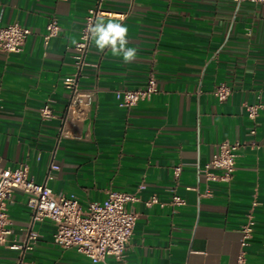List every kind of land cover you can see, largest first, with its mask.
Segmentation results:
<instances>
[{"label":"crops","instance_id":"obj_1","mask_svg":"<svg viewBox=\"0 0 264 264\" xmlns=\"http://www.w3.org/2000/svg\"><path fill=\"white\" fill-rule=\"evenodd\" d=\"M94 0H0V27L18 23L32 33L19 53L0 51V156L3 167L27 165L45 182L49 165L60 169L47 185L73 194L83 208L110 192L136 193L128 208L138 214L126 252L128 264H235L241 229L252 215L247 264H264V111L257 134L245 104L264 103V6L236 0H107L104 17L128 27L137 57L124 63L91 45L80 85L97 89L86 118L67 122L75 137L60 140L74 74L72 39H79ZM56 21L57 35L45 40ZM158 93L132 108L116 92L145 86L152 59ZM232 93L218 102L213 90ZM50 102L55 117L42 120ZM244 146L229 183L206 179L200 170L223 141ZM180 165L179 179L173 168ZM219 173V171H213ZM174 195L186 204L173 206ZM156 197L158 203L146 202ZM11 235L0 246V264H93L75 249L53 241L50 221L36 224L31 250H16L31 224L27 195L16 191L8 206ZM103 264V263H98ZM106 264H123L108 258Z\"/></svg>","mask_w":264,"mask_h":264},{"label":"built area","instance_id":"obj_2","mask_svg":"<svg viewBox=\"0 0 264 264\" xmlns=\"http://www.w3.org/2000/svg\"><path fill=\"white\" fill-rule=\"evenodd\" d=\"M107 0H94V5L89 9L85 18V24L80 32L77 46H73V59L76 70L63 81V86L70 92V98L66 106V115L62 127L59 130L57 143L62 139L75 137L66 128L67 122H82L92 105L97 89H84L80 85L83 70L87 66V56L93 43L89 28L94 26L97 18H121V14H113L105 9ZM250 2L264 6V0H236ZM44 39L47 41L59 32V25L51 21L47 25ZM32 31L18 23H11L0 27V51L11 54L19 53L31 35ZM158 81L155 74V60L151 61L145 86L136 89H122L116 92L119 104L124 108H132L141 102L150 101L158 93ZM232 93L231 88L223 83L213 90V95L220 103L228 100ZM247 118L252 122L249 134L255 137L257 134L256 120L261 111H264V103L252 105L245 104ZM42 120H50L55 117L52 105L47 102L39 112ZM244 143L240 140L223 141L218 146V152L200 171L206 179L214 182L229 183L236 170V160ZM60 169L54 161L49 165L45 182L37 183L30 175L27 165L15 168L3 167L0 156V246H4L11 235L8 206L13 203L16 191H22L27 195V206L31 212V224L25 241L22 244H14L12 249L31 250L36 244L39 234L34 229L36 224L50 221L55 226L53 234L54 243L62 249H75L78 253L87 257L93 264H106L108 258L128 264L126 252L132 239L134 228L138 220L135 210L128 208L129 204L140 201L136 193L110 192L108 198L102 202H91L83 208L78 197L70 194L54 193L47 185L53 180L54 172ZM213 171H219L214 173ZM182 174L180 165L173 168V175L179 179ZM158 203L156 197L150 198L146 205ZM173 206H182L186 200L178 195L172 198ZM255 221L252 215H248L247 221L241 229V250L235 264H247L246 248L252 238Z\"/></svg>","mask_w":264,"mask_h":264},{"label":"clouds","instance_id":"obj_3","mask_svg":"<svg viewBox=\"0 0 264 264\" xmlns=\"http://www.w3.org/2000/svg\"><path fill=\"white\" fill-rule=\"evenodd\" d=\"M122 19V18H121ZM128 27L114 20L104 21L102 17L97 18L94 26L89 28L91 39L95 47L103 52L108 48L114 57H122L124 63H131L137 57V49L128 47ZM71 44L77 46V40L72 39Z\"/></svg>","mask_w":264,"mask_h":264}]
</instances>
